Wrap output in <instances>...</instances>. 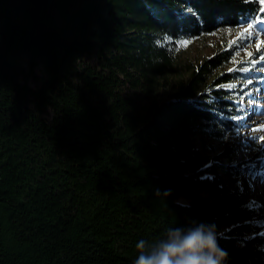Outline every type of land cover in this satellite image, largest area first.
Masks as SVG:
<instances>
[{
  "label": "trees",
  "instance_id": "1",
  "mask_svg": "<svg viewBox=\"0 0 264 264\" xmlns=\"http://www.w3.org/2000/svg\"><path fill=\"white\" fill-rule=\"evenodd\" d=\"M262 7L0 0V264H133L139 240L193 223L216 226L225 264H264L250 201L195 138L229 121L217 110L240 113L207 99L205 75L228 51L170 82L173 42L263 19ZM23 61L42 70L34 88Z\"/></svg>",
  "mask_w": 264,
  "mask_h": 264
},
{
  "label": "rangeland",
  "instance_id": "2",
  "mask_svg": "<svg viewBox=\"0 0 264 264\" xmlns=\"http://www.w3.org/2000/svg\"><path fill=\"white\" fill-rule=\"evenodd\" d=\"M249 23L253 24L252 29H248ZM171 46L175 55L170 72L172 84L176 78H186L207 57L218 51H228L226 62L205 75L206 83L210 84L206 87L210 94L207 99L224 98L237 104L240 113L229 115L217 110L222 116L230 117L229 121L219 120L217 126H209L204 136H196L197 149L206 165L216 172L229 167L232 175L225 183L250 201L254 227L264 234V204L258 194L248 191L252 183H260L256 175L260 174L264 157V20L245 19L236 27L176 40ZM22 65L28 85L34 88L40 82L42 70L36 67L30 73L25 61ZM226 72L232 76L230 81L212 82L214 77ZM212 89L226 93L218 96ZM169 90L171 87L166 83L161 91Z\"/></svg>",
  "mask_w": 264,
  "mask_h": 264
},
{
  "label": "clouds",
  "instance_id": "3",
  "mask_svg": "<svg viewBox=\"0 0 264 264\" xmlns=\"http://www.w3.org/2000/svg\"><path fill=\"white\" fill-rule=\"evenodd\" d=\"M133 264H225L228 253L218 243L214 224L170 227L155 243L141 239Z\"/></svg>",
  "mask_w": 264,
  "mask_h": 264
},
{
  "label": "bare ground",
  "instance_id": "4",
  "mask_svg": "<svg viewBox=\"0 0 264 264\" xmlns=\"http://www.w3.org/2000/svg\"><path fill=\"white\" fill-rule=\"evenodd\" d=\"M263 142H264V133H263V138H262ZM260 174L256 175V178L259 180V185L252 183L251 186L248 188V191H254L256 193V195L258 194L259 197L262 199V202L264 204V157H263V161H262V166L260 167Z\"/></svg>",
  "mask_w": 264,
  "mask_h": 264
},
{
  "label": "snow or ice",
  "instance_id": "5",
  "mask_svg": "<svg viewBox=\"0 0 264 264\" xmlns=\"http://www.w3.org/2000/svg\"><path fill=\"white\" fill-rule=\"evenodd\" d=\"M260 3L262 5H264V0H260ZM260 12L264 13V7L260 8ZM253 28V24L249 23L248 24V29H252ZM185 44L189 43L188 41H184ZM251 83V81L249 82Z\"/></svg>",
  "mask_w": 264,
  "mask_h": 264
}]
</instances>
